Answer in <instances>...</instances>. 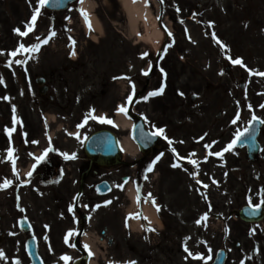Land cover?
I'll return each instance as SVG.
<instances>
[{
  "label": "rangeland",
  "instance_id": "rangeland-1",
  "mask_svg": "<svg viewBox=\"0 0 264 264\" xmlns=\"http://www.w3.org/2000/svg\"><path fill=\"white\" fill-rule=\"evenodd\" d=\"M83 2L79 0L62 12L43 7L34 29L28 31L33 10L39 7L37 0H0V78L3 77L6 82L0 83V125L4 123L6 113L9 114L4 101L1 102L4 92L38 93L35 79L39 75L45 76L51 88L50 94H54L56 100L53 104L41 102V105L54 106L47 113L52 120L51 129L55 130L56 145L62 146L57 152L83 156V140L95 130L110 128L118 135H128V130H122L115 123L125 113L117 114V108L123 106L127 112L128 106L133 103V114L146 119L150 130L157 132V129H164L159 141V145L164 147L162 154L170 159L178 155L189 156L190 151L197 162H202L198 172L202 186L206 184V191L200 189L197 192L196 186L190 189V184L184 180L179 187L162 185L168 199L173 196L178 199L173 211L168 212L172 218L169 215L168 220L164 221V227L169 229L167 235L165 233L163 238V235L156 234L154 240L148 238L151 236L150 227L142 219L141 231L134 227V234L130 231L122 233L120 259L135 261V264H164L166 261L168 264H210L217 251L225 248L229 250L226 264H261L262 261L254 258L243 259L245 227L240 219H235L241 207L239 174L245 161L244 154L222 151L223 158L215 155L217 152L212 149V144H217L216 149L229 145L245 127L244 112L247 118L253 114L254 96L248 103L244 102L239 72L243 63L250 67L245 68V77L253 71L264 69L250 66L252 62L264 60V0H152L150 23L158 18L162 4L164 19L161 24L168 31V40L163 45L167 56L151 76L148 85V72L155 64L157 51L143 36L147 30L145 20L138 19L133 26L118 0H91L90 22L93 24L95 21L99 28L90 29L79 9ZM16 28L28 31V35H19L14 31ZM52 31L55 32L54 36L51 35ZM45 39L47 43H43ZM20 44L25 49L17 51ZM35 44H39L40 51L33 55L34 60L25 65L29 61L26 55L32 56L31 46ZM73 50L75 55H72ZM14 51L16 55L13 56L11 53ZM145 52L147 56L142 55ZM237 58L243 63L234 69L236 76H231L229 84L221 70L224 64ZM161 87L163 92L159 97L144 99ZM142 89L144 92L140 96L138 94ZM193 94L196 96L194 100ZM129 96L131 101L128 100ZM19 102L22 107L19 111L24 115L28 133L35 138L34 142L39 140V145L43 147L46 144L39 121L40 106L32 100L26 102L20 99ZM219 112L221 115L217 118ZM93 116L105 117L112 123L101 122L100 119H93ZM19 135L24 138L26 133L20 130ZM2 141L0 134V146ZM19 144L16 147L23 151L26 141ZM157 149L155 154L159 155L161 150ZM147 158L149 156L142 152L122 154V160L129 163L122 166L120 171L121 189L127 193L120 204L121 227L122 215L128 213L127 219L131 215H140L146 204V197H143L147 194L145 181L137 184L136 177L123 180L129 173H135L136 169L129 168L132 163L141 159L146 161ZM211 160L212 168L208 164ZM172 161V166L177 165L176 159ZM174 173L182 177L183 174L188 175L187 170H183V174L181 171ZM161 176L162 172L157 175V180ZM172 178L178 183V179ZM131 181L137 184L136 189H140V198H144L138 204L128 200ZM187 194L192 201L191 207L184 206ZM197 194L200 196L198 201ZM206 197L212 198V203L216 205L210 213L206 209L210 200ZM197 206L201 209L200 223L192 224V220L186 223L187 215H192ZM16 215L18 212L15 209L9 211V225L14 226L11 222L15 221ZM163 244L169 246L163 248ZM180 245L184 248L183 256L167 255L172 253L171 247L175 246L178 251ZM253 246L252 241L251 248ZM185 247L188 251H185ZM189 252L193 255H189Z\"/></svg>",
  "mask_w": 264,
  "mask_h": 264
},
{
  "label": "flooded vegetation",
  "instance_id": "flooded-vegetation-1",
  "mask_svg": "<svg viewBox=\"0 0 264 264\" xmlns=\"http://www.w3.org/2000/svg\"><path fill=\"white\" fill-rule=\"evenodd\" d=\"M18 93L11 94L13 98H19ZM36 102L38 100L36 99ZM53 104L52 102H48ZM6 111L9 112L11 103L5 102ZM54 108L42 107L43 110ZM19 109V107H18ZM263 122L264 110L259 114ZM9 114L5 115L3 129H7ZM19 124L17 128H19ZM27 128V125H26ZM29 132V131H28ZM3 133L1 148L7 151L5 163L0 166V185L8 180V144ZM34 137L29 133L32 144ZM262 150L256 162V173L245 174V204L259 205L262 219L258 221L260 247L249 252V243L246 242V254L264 264V132L260 135ZM53 151L38 156L30 163L32 174L25 180H17L7 187H0V249L3 257L0 264H26L25 251L22 249L21 235L19 240L15 235L9 236V208L14 202L21 207L33 223V235L36 247L45 264H113L119 259V245L121 242L120 227V185L115 186V180H119L121 165L106 164L103 158H86L76 156L66 159L65 156L53 155ZM25 161V160H24ZM27 163L22 162V164ZM151 164H149L150 166ZM35 166V167H33ZM152 173L154 171L152 170ZM103 181L110 183V191L104 193L98 185ZM111 181V182H110ZM251 181V182H250ZM155 186V183L150 184ZM174 186L179 187L175 184ZM252 186L251 189L249 187ZM16 191V195H13ZM156 193L154 190H150ZM159 196V195H157ZM161 198L163 196L161 195ZM177 198L173 196L168 206L174 205ZM109 201L110 203H105ZM251 204V205H252ZM99 205V207H97ZM167 206L163 207L165 211ZM93 228L92 234L98 233L100 243H105L107 250L93 253L83 247V235L89 228ZM93 239V238H92ZM104 247V245H101ZM112 248V252L110 251ZM67 256L65 260L63 257ZM109 260V263L106 261Z\"/></svg>",
  "mask_w": 264,
  "mask_h": 264
},
{
  "label": "bare ground",
  "instance_id": "bare-ground-1",
  "mask_svg": "<svg viewBox=\"0 0 264 264\" xmlns=\"http://www.w3.org/2000/svg\"><path fill=\"white\" fill-rule=\"evenodd\" d=\"M119 3L123 6L126 13L129 15V18L131 19V23L134 26L138 19L145 20L146 25V34L143 35L148 43L156 47L157 52H160V48L164 42L165 39V31L159 26V23L156 19H154L153 23H150L152 17V13L150 12L151 8L149 5V0H118ZM88 2L87 0L85 1ZM86 3L82 5V8L84 10H87ZM95 23V22H94ZM96 28L98 29L96 23ZM117 125L120 126L124 130H131L133 126L132 119L128 118L127 115L119 116L117 121ZM120 149L122 154L128 153L131 155H134V153H137L139 149H137V145L133 141L132 138L129 136L122 137L119 141ZM129 197L132 200L133 203L137 202V196L135 194V191L132 189L129 192ZM145 216L151 220L153 218V213L151 209L146 208L144 212Z\"/></svg>",
  "mask_w": 264,
  "mask_h": 264
},
{
  "label": "snow or ice",
  "instance_id": "snow-or-ice-1",
  "mask_svg": "<svg viewBox=\"0 0 264 264\" xmlns=\"http://www.w3.org/2000/svg\"><path fill=\"white\" fill-rule=\"evenodd\" d=\"M48 2H49V0H37V3L39 4V7H36V8L33 10V15H32V17H31V22L27 25V27H28V31H32V30L34 29V26H35V23H36L37 17L41 14V9H42V8H43ZM81 12H82L83 15H85L86 22L89 24V28L91 29V22H90V20H88L87 13H85L83 9L81 10ZM14 31L17 32V33H18L19 35H21V36H26V35H28V31H21L20 28H16V29H14ZM51 35L54 36V35H55V32L52 31V32H51ZM213 35H214V34H213ZM37 40L39 41L40 38L37 37ZM47 42H48L47 39H45V40L43 41V43H47ZM218 42H219V41H218ZM72 43H73V46H74L75 41L73 40ZM38 48H39V44H35V45H32V46H31L32 51H37ZM24 49H25V46H24L23 44H20L19 49H17V51H19V50H24ZM11 54L14 56V55H16V52L14 51V52H12ZM72 55H75V51H74V50H73V52H72ZM142 55H143V56H147L148 53L145 52V53H143ZM229 59H231V58L229 57ZM17 62L19 63V61H17ZM233 63H234V64H242L243 62H242L241 59L237 58V59L233 60ZM250 71H251V70H250ZM260 75H264V73H260ZM0 82H3V81H2V78H0ZM162 92H163V87H161L160 89H158V90H156V91H152V92H150V93L148 94V96L144 97V99L146 100V99H148V97H150V96L160 95V94H162ZM181 95H182V93H181ZM131 99H132L131 96H129V97H128V100L131 101ZM262 107H264V105H262ZM92 111L94 112L95 110L93 109ZM119 111H121V112H126V109H125L123 106H121L120 109H119ZM92 118H93V119H100L101 122L112 123L111 120H106L105 117H95V116H93ZM86 119H87V117H86ZM253 119H256V117H253ZM233 123H235V120L233 121ZM81 126H82V125H81ZM8 131H9V134H10L12 130L9 129ZM246 131H247V130H246ZM163 133H164V129H163V128H160V129H157V132H156V133H153V135H163ZM241 135H242V133H237V139H239V137H240ZM165 138L167 139V137H165ZM237 139H234V140L229 144L228 148H225V149H224V151H228L229 148H231V147L237 142ZM169 143H171V141H169ZM46 151H47V150H46ZM173 151H175V149H173ZM12 152H13V149L9 148V149H8V158H9V159H13V157H12ZM64 155H65V158H66V159L74 158V154H72L71 156H69V154L64 153ZM161 155H162V154H161ZM177 155H178V154H177ZM215 155L220 156V155H222V153H215ZM43 158H44V157L41 156V157H38L37 159L40 160V159H43ZM158 159H159V157H157V160H158ZM191 162H192V163H196V161H191ZM13 163H14V160H13ZM153 163H155V161H154ZM175 166H177V165H173V167H175ZM33 167H35V166H33ZM149 171H151V167L149 168ZM27 175L31 176V172L27 173ZM11 183H12V181H10V180H5L4 183H3V185H0V187H7V186L10 185ZM262 202H264V201H262ZM105 203H110V202H109V201H106ZM153 203H155L154 200H153ZM97 207H99V205H97ZM257 207H259V205H257ZM205 218H206V214H205ZM197 223H200V221H197ZM150 230H153V231H154V229H150ZM185 251H188L187 247H185ZM3 255H4L3 252L0 251V257H3ZM189 255H193V254H192L191 252H189ZM63 259L67 260L68 257L65 256V257H63ZM128 264H135V262H134V261H130V262H128Z\"/></svg>",
  "mask_w": 264,
  "mask_h": 264
},
{
  "label": "water",
  "instance_id": "water-1",
  "mask_svg": "<svg viewBox=\"0 0 264 264\" xmlns=\"http://www.w3.org/2000/svg\"><path fill=\"white\" fill-rule=\"evenodd\" d=\"M70 1H72V0H64L62 7H66L68 2H70ZM135 129H136L135 130V139L139 142L141 147L146 148L147 146H150L155 137H153L152 135H150L148 132L145 131L142 123L141 124L139 123V125L137 124ZM115 148H116V143H115L114 136L109 131H101V132L94 134L88 140V143H87V151L89 154H102L103 153L104 155H108L109 153H112V155H113L116 153V150L115 151L113 150ZM256 148H257V145L255 143V149ZM256 152H257V150L253 151L251 153L252 154L251 157ZM29 252L35 258L34 247L29 248ZM223 258L224 257H222L220 259V261H222Z\"/></svg>",
  "mask_w": 264,
  "mask_h": 264
}]
</instances>
